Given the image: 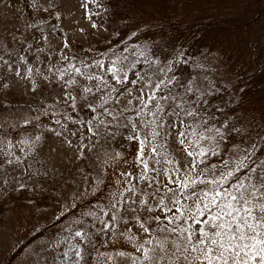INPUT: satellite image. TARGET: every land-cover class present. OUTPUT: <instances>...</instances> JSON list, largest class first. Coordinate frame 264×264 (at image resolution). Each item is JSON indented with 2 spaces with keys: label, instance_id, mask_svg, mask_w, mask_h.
<instances>
[{
  "label": "trees",
  "instance_id": "16d2710c",
  "mask_svg": "<svg viewBox=\"0 0 264 264\" xmlns=\"http://www.w3.org/2000/svg\"><path fill=\"white\" fill-rule=\"evenodd\" d=\"M96 1L104 21L100 22V31L85 30L78 37L63 29L58 16L31 24L30 29L38 31L49 23L52 39L60 40L62 45L56 59L32 61L33 51L30 57L20 52L7 56L0 53V140L18 149L26 148L20 138L31 134L28 156L4 158L1 168L11 167L19 173L25 163L35 158L33 147L40 145V159L42 152L68 143L71 163L64 179L77 180V174L99 178L104 163L112 158L114 144L134 128L145 138L141 143L145 151L151 150V157L158 156L161 163L169 147L181 138L184 143L180 147L188 150V167L196 175L193 182L211 183L212 195L205 198L209 188L199 194V204L189 214L197 219L190 217V231H184L185 225L177 217L149 207L137 185H127L119 191L118 187L115 198L105 204L111 179L99 184L101 175L91 195L29 234L1 264H12L36 237H50L53 228L62 226L63 221L70 245L78 248L80 264H207L193 259L200 253L185 245V237L192 236L191 244L195 245L202 238L200 229L214 234L219 222L212 220L214 215L221 209L225 213L232 211L225 205L237 195L220 192L216 198L215 192L238 186L245 199L263 203L259 196H264V137L258 131L264 127H242L245 108L241 105L252 101L253 95L264 101V0ZM24 2L27 4V0ZM35 20L29 16L27 22ZM154 73H160L161 78L145 98L130 106L120 104L121 95L138 83L150 84L148 75ZM22 75L28 78L19 79ZM168 124L175 128L174 135L182 131L178 140H173L172 132L167 136ZM169 155L173 156L172 150ZM37 162L43 171L47 161ZM33 169L25 168L23 188L4 191L5 205L30 201L40 207L48 201L51 194L44 192V187H29L35 179ZM220 169L226 173L215 175ZM46 171L38 176L37 184L44 183L47 175L50 183L60 179ZM213 198L217 199L215 205L211 203ZM91 204L107 209V216L93 218L88 214ZM237 205L238 209L251 207ZM111 210L126 222L140 219L142 223L136 227L115 224ZM251 210L256 218L264 216L258 208ZM79 213L83 214L80 221L73 217ZM88 216L94 222L92 225L89 220L90 229L81 224ZM221 219L231 222L226 215ZM236 219L237 223L251 220L243 211ZM173 228L177 231L173 232ZM235 229L233 224L225 233L224 243L234 245L224 254L228 264L245 260L247 264H259L251 239L227 240V233ZM243 231L248 237L264 239V227L257 226L256 231L245 227ZM130 234L138 243L145 242L134 253ZM205 243L212 247L210 241ZM68 247L65 244L51 248L34 264L62 262ZM145 248L155 249L148 253L150 261L144 259ZM124 251H129L128 256L120 255Z\"/></svg>",
  "mask_w": 264,
  "mask_h": 264
},
{
  "label": "rangeland",
  "instance_id": "374dc122",
  "mask_svg": "<svg viewBox=\"0 0 264 264\" xmlns=\"http://www.w3.org/2000/svg\"><path fill=\"white\" fill-rule=\"evenodd\" d=\"M22 2L23 0H0V53L3 56L20 52L30 57L32 51L34 55L31 58L32 61H51L60 56L62 45H59L60 40L57 39L58 41H55L52 39V35L48 32L47 25L49 23H46L38 31L30 29L31 24L40 23L41 20L50 19L52 16H58V21H60L63 29L65 31H73L78 37H82L85 30L100 31V22H104L103 14L101 13L102 8L100 5H97L96 0H27V4L25 2L22 4ZM26 12L28 17L25 16ZM29 16H32L36 20L27 22ZM148 76L151 83L141 82L133 86L130 91L121 95L119 99L121 105L130 106L134 102H139L145 98L154 88L156 80L161 78L160 73ZM26 78H28L27 75L19 77V79ZM261 103H264V101L260 102L256 100L253 95L252 101H247L245 105H241V107L245 108V118L242 121V127L244 125L264 127V105L262 106ZM170 127L171 124L166 126L165 131L167 136L170 137L169 133L172 132L174 136L173 140H178L181 137L182 131L179 132L178 130L179 134L175 133L174 135L175 128ZM127 132V135L122 136L120 143L114 144L112 158L108 159L109 162L107 164L108 160L104 163L101 174H99V178L103 175L99 184L106 181L107 178L111 179L104 203H110L112 200L108 199L115 198V191L118 187H120L119 191L127 185H137L142 190L143 200L148 203L149 207H152L159 213H166L171 218L177 217V220L185 225L184 230L190 228L188 224L190 223L189 219L191 216L189 214L199 204V194L204 189H214L210 188L212 184L203 182L197 184L193 182L192 178H195L196 175L188 167V150L187 148L180 147L181 142L179 141H181V138L177 144L169 147L168 155L161 163L158 156L155 159L151 157L153 156L150 155L151 150L146 152L145 146H140L141 143H144L145 139L141 132L136 131L134 128L129 131L127 130ZM258 132L264 137V128L259 129ZM134 136H138L139 139L134 140L132 138ZM20 139L25 141L26 148L18 149L7 140L2 138L0 140V264L29 234L49 224L53 219H58L66 207L78 204L82 199L91 195L94 183L99 180L97 177H91L90 175L81 177L78 174L77 180L69 181L64 179L69 174L68 170L71 163L68 160L70 159L68 143H62L59 147H53L48 153L46 151L42 152V158L40 159L37 157L41 154L40 145L36 148L33 147L36 154L35 158L30 160L28 164L25 163L19 173L11 167H8V169L1 168L4 158L22 159L25 155L28 156L27 150L31 134L22 135ZM47 147H44L43 150L47 149ZM253 147L251 143L250 149ZM171 150L173 156L169 155ZM37 161H47L43 167V171L47 172L46 170H48L52 175L60 178L59 180L51 181L56 187L50 183L48 175L45 177L44 183L40 185L36 183L39 179L38 176L45 174L42 170H39V163ZM113 162L116 164L111 171ZM32 166L34 167L35 179H33L34 182L29 187H32V185L44 187L43 191L51 194V197L40 207L33 206L30 201L17 205L15 203L5 205L2 199L4 191L8 188H23L25 186L23 180L25 168L30 170ZM224 173H226L224 169H220L215 175L219 176ZM188 186L191 189H188ZM237 187H223L218 191L221 193L230 192V195L239 196L240 193ZM259 198L264 203V196L260 195ZM88 201L90 200L88 199ZM113 203H115V200ZM240 204L242 207L245 206L243 203ZM233 207L239 208L237 204H234ZM107 211V209L97 204L95 206L91 204L88 214L92 215L95 219H103L107 216ZM111 213L110 217L116 220L115 224H122L125 227H136L138 223H142L140 219L126 222V220L119 218V213L115 212V210H111ZM80 215L83 214L79 213L76 217H73L80 221ZM191 218L193 220L197 219V217ZM89 220L94 225L91 216H88V219L84 217L81 222V224H86L87 229H90ZM240 224H243V222ZM61 225H56L53 228L55 231L50 237H44V235L36 237L14 259L12 264H34L38 260V256H40L39 258H44L49 249L54 247L59 248L65 244L69 245V247L64 260L57 264H80L78 255H76L78 248L70 245L68 237L65 235L67 227L63 230L65 226L64 221ZM131 241L135 243L132 253L140 250L142 248L141 245L144 246L145 244L144 241L138 243L133 237ZM123 254L128 256L129 251H124Z\"/></svg>",
  "mask_w": 264,
  "mask_h": 264
},
{
  "label": "snow or ice",
  "instance_id": "6c2138e0",
  "mask_svg": "<svg viewBox=\"0 0 264 264\" xmlns=\"http://www.w3.org/2000/svg\"><path fill=\"white\" fill-rule=\"evenodd\" d=\"M77 71H79V70L77 69ZM133 127H135V125H133ZM132 138L137 139V140L139 139L138 136H134ZM180 142H181V144L184 143L183 140H181ZM141 147H143V144H141ZM189 155H191V153H189ZM241 187H243V186H241ZM261 187L264 188V182H262ZM252 190H253V192L256 191L255 185H253ZM212 191L213 190H209V192H207L205 194V198L211 196ZM194 195H195V193H194ZM219 196H220V192L219 191L215 192V197L218 198ZM225 196H230V194L225 193ZM216 198L211 199V203L214 205L217 204ZM240 203H243L244 205L251 204V207H246L243 209H238V208L233 207L234 204H240ZM226 207L231 208L232 211L225 213L223 211V209H221L220 213H218L217 215H214L212 217V220L219 221L215 225L216 230H215L213 235H209L206 230L200 229V233L202 235V238L197 239L195 245L191 244V241L193 240L192 236L185 237V245L187 247H191L192 252L200 253V255L198 257H193V259L206 261L207 264H213L214 261H216L217 264H219V261L224 260V264H228L227 259H225L224 254L229 248L234 247V245H232L231 243H228V244L224 243L225 233L228 229L232 228L233 224H236V229L234 231L227 233V240H229V241H233V240L244 241V240L251 239L253 241L252 247L257 249L255 252V256L258 258L259 264H264V239H257L255 236L248 237L243 231V228H245V227L250 229V230H253V231H256L257 226L264 227V216H261L260 218H256L255 214L251 210L252 208H258L261 213H264V203H256L255 201H251L250 199H245L244 195L241 194L239 196H231V202L227 203ZM240 211H243L245 217L251 218V220L245 219L243 224L237 223L236 217L239 215ZM233 212H235L236 215H233ZM222 215H226L228 217H231V222H229V220H226V219H221ZM252 221H254V222H252ZM145 231H147V229H145ZM172 231L176 232L177 229L173 228ZM184 231H190V229H186ZM77 235H79V233H77ZM205 241H210L212 247H209L205 243ZM197 245H199V247H197ZM257 246H259V247H257ZM141 247H143V245H141ZM243 247H248V245H243ZM150 251L154 252L155 249H147V248L144 249V252H145L144 259L145 260H148V261L151 260V257L148 255V253ZM76 255L79 256L80 255L79 252H77ZM120 255H123V253H120ZM235 255L239 256V253L237 252V253H235ZM184 258L187 260V257H184ZM249 258H251V257H249ZM189 264H192V262L189 261ZM233 264H237V262L233 261ZM240 264H247V261L246 260L242 261V262H240Z\"/></svg>",
  "mask_w": 264,
  "mask_h": 264
}]
</instances>
